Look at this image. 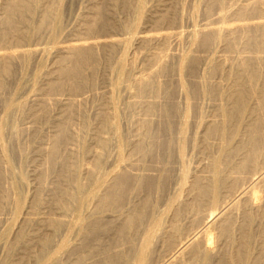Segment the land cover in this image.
Listing matches in <instances>:
<instances>
[{"label": "bare ground", "instance_id": "obj_1", "mask_svg": "<svg viewBox=\"0 0 264 264\" xmlns=\"http://www.w3.org/2000/svg\"><path fill=\"white\" fill-rule=\"evenodd\" d=\"M0 264H264V0H0Z\"/></svg>", "mask_w": 264, "mask_h": 264}]
</instances>
